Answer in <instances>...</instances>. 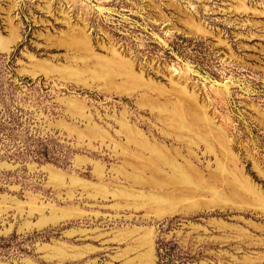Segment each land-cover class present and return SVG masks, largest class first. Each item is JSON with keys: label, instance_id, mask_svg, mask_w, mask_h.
<instances>
[{"label": "rangeland", "instance_id": "obj_1", "mask_svg": "<svg viewBox=\"0 0 264 264\" xmlns=\"http://www.w3.org/2000/svg\"><path fill=\"white\" fill-rule=\"evenodd\" d=\"M0 38V264H264V0H0Z\"/></svg>", "mask_w": 264, "mask_h": 264}, {"label": "bare ground", "instance_id": "obj_2", "mask_svg": "<svg viewBox=\"0 0 264 264\" xmlns=\"http://www.w3.org/2000/svg\"><path fill=\"white\" fill-rule=\"evenodd\" d=\"M9 36H10V35H9ZM0 41H1L4 45H7L8 43L13 42V39H11V40L8 39V41H6V40L0 38ZM162 160H163V159H162ZM158 161H159V160H158ZM165 161H166V159H165ZM165 161H164V162H165ZM167 161H168V160H167ZM167 161H166V162H167ZM159 162H160V161H159ZM164 162H163V163H164ZM156 164H157V163H156ZM161 164H162V163H161ZM165 164H166V163H165ZM163 165H164V164H163ZM166 165H167V164H166ZM164 166H165V165H164ZM168 166L171 167V165H169V164H168ZM145 169H146V167H145ZM147 169H148V168H147ZM147 169H146V170H147ZM154 170L156 171V169H154ZM178 170H179V169H178ZM153 172H154V171H153ZM156 172H157V171H156ZM159 173H161V172H159ZM182 174H183V173H182ZM159 175H160V174H159ZM180 176H182V175L180 174ZM182 177H183V176H182ZM183 178H185V176H184ZM183 178H182V179H183ZM185 179H186V178H185ZM185 179H184V180H185ZM181 183H182V182H181ZM181 183H179V184H181ZM182 184H183V183H182ZM175 185H177V184H175Z\"/></svg>", "mask_w": 264, "mask_h": 264}]
</instances>
